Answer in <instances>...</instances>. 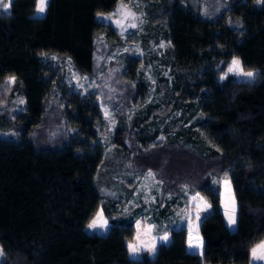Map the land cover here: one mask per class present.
Segmentation results:
<instances>
[{
	"label": "trees",
	"instance_id": "trees-1",
	"mask_svg": "<svg viewBox=\"0 0 264 264\" xmlns=\"http://www.w3.org/2000/svg\"><path fill=\"white\" fill-rule=\"evenodd\" d=\"M121 1L49 0L42 18L36 0L0 9L1 264H249L264 241V0H220L208 19L199 13L206 0H141L167 44L152 64L151 97L141 62L108 60L125 40L103 16ZM145 52L147 64L158 58ZM233 59L256 72L251 82L220 81ZM68 65L95 79L116 111L107 151L100 100L74 89ZM147 173L154 198L130 202ZM224 180L233 231L220 207ZM182 187L209 205L201 256L187 251L188 228L175 220ZM100 208L109 230L88 233ZM147 208L170 242L131 259Z\"/></svg>",
	"mask_w": 264,
	"mask_h": 264
},
{
	"label": "rangeland",
	"instance_id": "rangeland-1",
	"mask_svg": "<svg viewBox=\"0 0 264 264\" xmlns=\"http://www.w3.org/2000/svg\"><path fill=\"white\" fill-rule=\"evenodd\" d=\"M5 1H6L5 4H8L10 3L11 0H2V3H4ZM134 1L135 0H125L123 2L121 1L117 4V7L114 9L112 13L103 16L105 21L109 25H111V27H113V29H115L119 33V35L125 40L124 46L121 49L116 50V52L113 53L108 58V60H111L113 62H116V61L118 62L122 54H127V55L129 54V56L135 57L139 61V63L141 62L142 63L141 67L144 69L148 83L151 86L150 94H149L151 97V95L154 92V88H155V77H154V74H152L151 72L153 70L151 69L152 64L160 63V60L163 59V56L167 52L166 50L167 44L161 35L159 27H157L155 23L148 24L149 22L148 16H146L147 15L146 14L147 5L144 4L141 0H138L139 4H135ZM206 1L207 2H205L204 4H201L199 13L206 19L214 18L217 15H214V13L212 11H209L208 8L211 7L212 4L220 7L222 5V2L220 0H206ZM256 4L260 6L261 0H256ZM142 8H144V12H142ZM0 9H2L3 11L9 12L8 8L4 9L2 7V4H0ZM125 13H131V15L125 18ZM117 21H119V23H117ZM132 24H135V27H131L130 25ZM146 27L149 29H147ZM144 48H145V51H148L149 53L148 55L149 59L153 57V54L158 56V58L157 59L152 58L153 62L148 63V64L145 63L144 62L145 59H143L144 56L146 55ZM229 67L226 69V73L222 75L225 77L224 79L226 80L228 78V79L238 80L242 82H246V81L251 82L254 79V76L256 74L255 71H250L254 73L252 77L236 75L228 71ZM68 69H69V78H70V81L74 85V89L80 91L82 94L83 93L90 94V95H94L99 98L100 100L99 106H100V111L102 113V120L98 126V134H97L98 140L100 144L105 148V151H107L108 149H111L112 139L114 135L113 133H114L115 126L117 123L116 122L117 121L116 111L114 109H111L107 102L105 103L102 99H100L98 89L96 88L97 84H96L95 79L90 80L85 77H80L75 72V70L73 69L71 65H68ZM224 79H221L220 77V81ZM15 103L17 105L22 104L20 100L18 101L16 100ZM149 174H147L145 177L143 176L135 180V183L137 181H139V183H137L134 188V191H133L134 196L131 197L130 202L136 200L138 196H141V198L145 202L152 200L153 193L155 190H157V187H156L157 181L153 178L152 174L151 175ZM227 183L228 185H230L229 181H227ZM222 188L223 190H222L221 197H220V200H221L220 207L225 212V203L229 202L227 198L229 196L231 197L233 196H232L231 186H230V191L228 187H226V184H224ZM181 190H183V192L181 196L178 197L177 199V205L179 206L176 205L177 208H176V211L174 212V215H176L175 220L177 221L178 225L186 226L188 228V232L190 231V225H191V228L193 229V234H194L199 228L200 220L206 214L209 213V205L203 199H202L203 203L201 202V199H197L196 201H193L192 197L196 195L195 194L190 195L189 191L186 188L182 187ZM110 194L113 195V193H110ZM197 197L201 198L199 195ZM196 204H201V208L203 209V210H200L198 213L200 216L199 221L196 219V216H197ZM203 204H207L208 207L206 208L203 207ZM149 211L150 210L148 209L147 212ZM98 213L103 214V211L101 208L98 210V212L93 217L96 218ZM103 220L107 221V224L104 227L90 229L87 226L88 233L90 232V233H96L98 235L100 234L105 235L109 230L110 223L104 215H103ZM139 235H140V241H146L147 244L152 243L151 242L152 239L145 240L144 234H140L139 232ZM195 235L196 234H194L193 236ZM130 243H138V241L136 240ZM128 244H127V249H128ZM203 251H204V248L202 249V254H203ZM152 252L153 251L148 250L147 246H141L140 251L137 252L136 254L133 255V254H130L129 252V257L131 259H137L145 255L144 253H146L147 256L152 257L153 256ZM1 262H2V250L0 248V264ZM256 262L257 264H260V263L264 264V261H256Z\"/></svg>",
	"mask_w": 264,
	"mask_h": 264
},
{
	"label": "snow or ice",
	"instance_id": "snow-or-ice-1",
	"mask_svg": "<svg viewBox=\"0 0 264 264\" xmlns=\"http://www.w3.org/2000/svg\"><path fill=\"white\" fill-rule=\"evenodd\" d=\"M0 4H2V7L4 9H7L10 7V3L8 4H3L2 0H0ZM46 5H47V0H36V10L38 13H44V11L46 10ZM131 15V13H125V18H127V16ZM117 23H119V21H117ZM131 27H135V24L130 25ZM163 46V45H162ZM228 71L230 73H234L236 75H241V76H247V77H252L254 75L253 72H246L244 71L241 62L238 59H233L231 66L229 67ZM224 76H221V79H224ZM15 78L12 77L9 80V83L14 82ZM21 103H23V101H21ZM151 175V173L149 174ZM226 187H228L229 191H230V185H228L227 181H225ZM197 199H201L202 202V198H198L197 196L192 197L193 201H196ZM229 202L225 203V217L227 219V223L229 226H232L236 223V204H235V199L234 197L229 196L228 198ZM203 203V202H202ZM203 207H208L207 204H203ZM196 208H197V216L196 219L199 221L200 220V216H199V211L203 210L201 208V204H196ZM107 224V221L103 220V214L102 213H98L97 217L94 218L92 220V222L88 225V227L90 229H94V228H102ZM138 229H139V224L137 225ZM151 232V228H146L145 229V234L150 233ZM161 239L166 240L167 236L161 237ZM137 241L138 243H129L128 244V249L130 254H136L137 252L140 251L141 246H147L149 251H153L155 248V242L153 241L151 244H147L146 241H140V235L138 233L137 235ZM188 246L189 248H199L202 246V241L199 240V235L198 232L196 233L195 236H193V229L191 228L190 225V231H189V242H188ZM251 257L253 261H264V242H261L260 244H258L257 246L253 247L251 249Z\"/></svg>",
	"mask_w": 264,
	"mask_h": 264
},
{
	"label": "crops",
	"instance_id": "crops-1",
	"mask_svg": "<svg viewBox=\"0 0 264 264\" xmlns=\"http://www.w3.org/2000/svg\"><path fill=\"white\" fill-rule=\"evenodd\" d=\"M49 1V0H48ZM47 4H48V2H47ZM47 6V5H46ZM45 13H46V10L44 11V13H38L37 12V10H36V12H35V14H34V17H36V18H42V17H44V15H45ZM147 174H149V173H147ZM147 174H145L144 175V177L147 175ZM225 181L226 180H224L223 182H222V184H221V188L223 187V185L225 184ZM228 181V180H227ZM136 183H139V181H137ZM156 187H157V185H156ZM222 190H223V188H222ZM222 193V192H221ZM154 198V194H153V197H152V199ZM222 211H223V209H221ZM145 211H146V213H145ZM144 211V216L141 218V219H138L137 221H135V227H137V225L139 224V229H138V227H137V231H136V237H135V239L137 238V235H138V233L140 232V234H144L145 235V240H147V239H152V241L151 242H155V248H154V250H153V252H152V255L154 256L155 255V252H156V247L160 244V243H163V244H168L169 242H170V237H168L166 234H165V232H163V231H161V230H157V225H156V223H155V221H154V218H153V214H152V212L151 211H149V212H147V210H145ZM223 214H224V223H226V226H227V228H228V230H230V231H233L234 229H235V227H236V223L234 224V225H232L231 227L230 226H228V223H227V219H226V217H225V212L223 211ZM151 228V232L150 233H147V234H145V229L146 228ZM87 229V228H86ZM198 232V230L194 233V234H196ZM193 234V235H194ZM198 235H199V233H198ZM164 236H167V239L166 240H163V239H161V237H164ZM186 236H187V239H186V248H187V251L189 252V253H192V254H199L200 256L202 255V249L204 248L203 247V240H202V237L199 235V240L200 241H202V246L201 247H199V249L197 248H189V246H188V242H189V232H187V234H186ZM137 240V239H136ZM264 242V241H263ZM260 244V243H259ZM258 245V244H257ZM250 257H251V254H250ZM249 264H257V262L256 261H253L252 260V257H251V259H250V262H249ZM261 264V263H260Z\"/></svg>",
	"mask_w": 264,
	"mask_h": 264
},
{
	"label": "built area",
	"instance_id": "built-area-1",
	"mask_svg": "<svg viewBox=\"0 0 264 264\" xmlns=\"http://www.w3.org/2000/svg\"><path fill=\"white\" fill-rule=\"evenodd\" d=\"M134 3H135V4H139V1H138V0L136 1V0H135ZM142 12H144V8H142Z\"/></svg>",
	"mask_w": 264,
	"mask_h": 264
}]
</instances>
